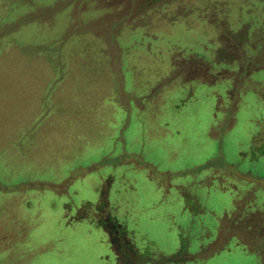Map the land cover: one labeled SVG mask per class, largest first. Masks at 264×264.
Instances as JSON below:
<instances>
[{"label":"rangeland","instance_id":"obj_1","mask_svg":"<svg viewBox=\"0 0 264 264\" xmlns=\"http://www.w3.org/2000/svg\"><path fill=\"white\" fill-rule=\"evenodd\" d=\"M109 178L157 256L264 264V0H0V264H114Z\"/></svg>","mask_w":264,"mask_h":264},{"label":"flooded vegetation","instance_id":"obj_2","mask_svg":"<svg viewBox=\"0 0 264 264\" xmlns=\"http://www.w3.org/2000/svg\"><path fill=\"white\" fill-rule=\"evenodd\" d=\"M111 186L112 179L109 178L106 186L98 191L95 197L96 204L87 202V205H93L94 209L92 218L87 223L93 230L100 233L101 242L108 252L101 256V259L106 258L114 264H186L185 258L181 256H187L191 261V240H182L171 254L158 256L152 250L153 242L147 238L142 242L138 241L136 239L137 230L131 226L127 211L121 212L115 201H112ZM181 198L184 207L183 214H188L187 223L191 225V221L195 220L191 214L197 213L195 203L187 195H182ZM174 203H179V201L174 199ZM79 222H85L82 216L76 217L74 221V223ZM132 222L134 223V220Z\"/></svg>","mask_w":264,"mask_h":264},{"label":"crops","instance_id":"obj_3","mask_svg":"<svg viewBox=\"0 0 264 264\" xmlns=\"http://www.w3.org/2000/svg\"><path fill=\"white\" fill-rule=\"evenodd\" d=\"M7 146L9 147V146H11V144H7Z\"/></svg>","mask_w":264,"mask_h":264}]
</instances>
